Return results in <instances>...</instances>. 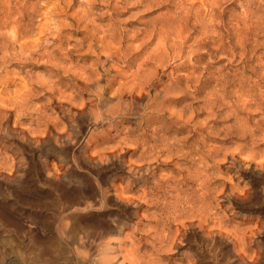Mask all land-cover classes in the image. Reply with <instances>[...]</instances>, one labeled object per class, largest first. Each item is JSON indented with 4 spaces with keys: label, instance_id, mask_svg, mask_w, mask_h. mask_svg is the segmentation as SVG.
Segmentation results:
<instances>
[{
    "label": "clouds",
    "instance_id": "clouds-1",
    "mask_svg": "<svg viewBox=\"0 0 264 264\" xmlns=\"http://www.w3.org/2000/svg\"><path fill=\"white\" fill-rule=\"evenodd\" d=\"M63 2L68 7L72 0ZM111 2L78 0L77 18L91 25L90 33L108 40L115 34L119 40L139 13L114 19L107 10ZM211 2L215 7V0ZM138 3L125 0L127 7ZM220 3L232 6L233 27L264 28V0ZM37 4L41 10L60 6L59 0ZM49 19L39 49L18 42L0 46V71L26 61L29 53L52 58L48 48L56 50L59 29L70 25L61 15ZM34 33L32 29L28 34ZM110 51L100 47L105 60L93 52V75L82 89H74V106L83 107L72 111L61 106L64 120L46 137L43 130L51 123L45 111L48 97L43 108L34 102L18 109L17 115L24 117L19 128L0 121V145H7L16 158L0 173V264H236L235 250H225L233 243L229 237L194 223L177 238L176 227L195 217L211 228L225 212H237L236 206L264 205V114L233 133L241 137L239 152L235 143L231 149L212 151L199 140L189 144L183 126L162 104L167 94L136 99L124 89L115 90L112 69L119 60ZM25 74L34 84L45 79L40 71L26 69ZM57 75L49 71L47 78L54 83ZM233 127L240 129L241 123ZM110 129L118 131L108 150L96 152L88 146L86 137ZM133 146L138 149L135 160L125 155ZM0 159H7V153ZM132 191L138 195L125 196Z\"/></svg>",
    "mask_w": 264,
    "mask_h": 264
},
{
    "label": "rangeland",
    "instance_id": "rangeland-1",
    "mask_svg": "<svg viewBox=\"0 0 264 264\" xmlns=\"http://www.w3.org/2000/svg\"><path fill=\"white\" fill-rule=\"evenodd\" d=\"M158 1L159 3H157ZM164 1L140 0V3L134 7H127L125 0H119L118 3L117 0H112L107 5V10L112 18L123 20L133 12H138L139 17L127 23L119 40L114 36L113 42L109 40V44H106L107 37H104L103 34L93 35L94 32L90 33L91 25L77 18L78 0H72L68 7L64 6L63 0H59V8L52 4L49 7H44L43 10L37 4V0H0V46H8L9 42H18L39 49L46 29L52 23L50 17L61 15L70 25V27L59 29L60 36L57 38L59 43L56 50L52 51L50 47L48 48V51L51 52V59L36 53H29L26 61L16 62L10 65L7 70L0 71V106L7 108V111H3V113L9 117V122L5 124L16 125L17 122V128H19L24 117L17 115L18 109H27L34 102H41L43 108L45 107L43 101L45 97H48V107L45 111L51 123L43 130L42 135L46 137L53 131V125L64 120L61 106L64 108L82 107V105L74 106L75 98L71 94L75 96L74 89L79 87L75 84L76 79L69 75H81L89 65L96 66H93L94 57H92V50L89 49L90 45L96 44L95 48L98 52L101 46L109 47L112 43L111 46L114 48L111 46L110 48L114 49L113 52L118 50L125 57L122 62L119 61L113 65L112 71L117 74L115 90L120 87V83H125L132 76V72L143 62L151 63L143 68H153L156 65L166 73H169L173 66L184 64L189 70L180 69L172 78L190 74L193 69L196 72L195 76L201 77V83L207 82V84L204 86L203 92L198 94L197 88L200 87L193 85L198 81L192 82L193 84L186 81L178 82L176 87L184 89L183 94L180 93L181 96L179 94V97L183 98L181 103L172 104L169 107L171 111L180 110L187 103H194L198 107L202 105L206 97H211L215 101L220 98L216 102H211L213 103L212 107L214 106L212 115L208 117L202 115L195 119L188 129L183 130L184 136H193L190 143L199 140L207 145L209 151L219 148L231 149L235 143V150L239 152L241 137L234 136L233 133L242 131L245 123L252 126L254 122H259L261 115L264 114V95H262L264 94V35L261 34L264 32V28L258 24L233 27L229 21V8L232 6L224 7L220 0H215V7L212 6L211 0ZM170 3H175L178 7ZM113 6H115V11H113ZM40 16L44 17V22L39 21ZM108 18L106 15L104 20H108ZM97 22L99 23V20ZM37 23H39L38 28H36ZM180 28L182 30L178 31L183 32L182 36L177 31ZM32 29H35V33L28 34ZM77 41H80L83 46L75 47ZM118 44L121 45L120 49ZM116 47H118L117 50ZM136 53L138 54L137 60L134 62L136 65L125 64L129 56L132 57ZM149 54L151 55L148 56ZM187 59L189 60L187 61ZM26 69L44 73L45 79L39 84H34L25 74ZM49 71L59 74L55 77L54 83L47 78ZM169 83L170 80L165 78L162 87L164 88ZM127 87L128 85L125 84L124 88ZM213 93H216V98ZM54 96L56 99H53ZM5 98H12L11 100L17 103L9 104V101L4 103L2 99ZM256 104H259V108ZM10 110L13 112H9ZM190 114V112L187 113L186 117ZM206 118L211 120L209 127L204 125ZM18 119L21 121L18 122ZM238 122L241 123L240 129L233 127ZM25 127L27 126L25 125ZM125 129L129 130L127 125H125ZM114 130L116 134L118 129ZM111 136L113 137V129ZM110 141L111 139L98 144L89 141V137H86L88 146L96 152L103 151L105 148L108 150ZM5 152L7 159H0V173L7 168L9 160L16 159L7 145H0V154ZM131 152L126 150L125 155L131 156L135 160L138 151ZM228 158L231 159L230 156ZM124 194L129 199L138 195L134 191ZM246 195L251 198L252 194L246 193ZM223 206L222 203L221 208ZM236 207L237 212H225L224 216L219 218L211 228L195 217L192 220L181 222L176 227L177 238L183 235V231L191 224H200L206 231L221 233L233 241L225 250H235L236 264H264V205L253 204L250 207ZM141 216L147 221V212H143Z\"/></svg>",
    "mask_w": 264,
    "mask_h": 264
},
{
    "label": "bare ground",
    "instance_id": "bare-ground-1",
    "mask_svg": "<svg viewBox=\"0 0 264 264\" xmlns=\"http://www.w3.org/2000/svg\"><path fill=\"white\" fill-rule=\"evenodd\" d=\"M142 1V0H141ZM155 1V0H154ZM166 2L168 1V0H165ZM164 1V2H165ZM169 2V1H168ZM175 3H176V1H174ZM157 3H159V1L157 2ZM175 3L174 4H172V3H170V4H172V5H175ZM161 5V4H160ZM181 5V4H180ZM162 6V5H161ZM170 6V5H169ZM176 7H178L177 5H175ZM183 15H185V14H183ZM187 15H188V13H187ZM186 17H188V16H186ZM173 19V18H172ZM171 19V20H172ZM172 22H175V21H172ZM171 23V22H170ZM176 24V23H175ZM179 24V23H178ZM147 30V29H146ZM178 30H182L181 28L180 29H177V31ZM206 30H207V28H206ZM211 30V29H210ZM145 31V30H144ZM165 31V30H164ZM208 31H209V29H208ZM148 32H149V30H148ZM154 32V31H153ZM179 32V31H178ZM181 32V31H180ZM179 32V33H180ZM179 33H178V36H179ZM183 33V32H182ZM182 33H180V35L182 36ZM93 35H96V33H94ZM145 35V34H144ZM115 36V35H114ZM99 37V36H98ZM98 37H97V40H98ZM105 37V36H104ZM152 37V36H151ZM92 38V37H91ZM93 38H94V36H93ZM101 38V37H100ZM99 38V39H100ZM123 38V37H122ZM116 39V38H115ZM102 40V39H101ZM101 40H99V41H101ZM106 41H107V38L105 39ZM114 40V39H113ZM153 40V39H152ZM98 41V42H99ZM104 41V40H103ZM111 41H112V39H111ZM126 41V40H125ZM97 42V41H96ZM113 42V41H112ZM120 42V41H119ZM129 42V41H128ZM152 42V41H151ZM111 43V42H110ZM116 43V42H115ZM147 43V42H146ZM100 44V43H99ZM104 44H105V42H104ZM106 44H109V40L106 42ZM112 44V43H111ZM111 44H110V46H111ZM120 44V43H119ZM118 44V47L120 46L121 47V45H119ZM130 44V43H129ZM128 44V45H129ZM142 44V43H141ZM149 44V43H148ZM115 45V44H114ZM131 45V44H130ZM146 45V44H145ZM95 46H96V44H93V45H90V47H89V49L90 50H92L91 52H96V54L97 55H99V51L97 52V48H95ZM105 46H107V45H104L103 47H105ZM110 46L108 47V48H110ZM126 46H127V44H126ZM142 46H144V45H142ZM112 48H114L113 46H111ZM118 47H116L115 49L117 50V48ZM120 47H119V49H120ZM128 47V46H127ZM112 48H110L111 49V51L108 53L109 55H113V53H114V55H113V58L114 59H117V60H119V61H123V59L125 58L123 55H122V53L120 54L119 52H118V50L117 51H115V52H113V50L114 49H112ZM133 48V47H132ZM143 48V47H142ZM145 48V47H144ZM126 50H127V48H126ZM160 50V49H159ZM171 50V49H170ZM127 51H129V50H127ZM144 51V50H143ZM163 51H164V49H163ZM173 52V51H172ZM131 53H133V52H131ZM129 54V53H128ZM127 54V55H128ZM90 55V54H89ZM132 55V54H131ZM139 55H141V54H139ZM151 54H149L148 56H150ZM154 55H156V54H154ZM129 56V55H128ZM128 56H127V58H128ZM138 56V54L136 53V54H134V55H132V57L131 56H129V58L127 59V63H126V61H125V64H127L128 66H132V65H136V63L134 64V62H135V60H137L136 59V57ZM147 56V57H148ZM153 56V55H152ZM164 56H165V54H164ZM180 56V55H179ZM189 56V55H188ZM92 57H94V63H93V66L94 65H96V56H92ZM146 57V58H147ZM146 58H145V60H146ZM150 59H151V57H149ZM159 58V57H158ZM158 58H156V59H158ZM177 58V57H176ZM175 58V59H176ZM99 59L100 60H105L106 59V57L105 56H103V55H99ZM162 60H163V58H161ZM167 59H169V58H167ZM166 59V60H167ZM191 59V58H190ZM148 60V59H147ZM158 60H160V59H158ZM189 59H187V61H188ZM151 62L152 61H154V60H150ZM167 61H169V60H167ZM166 62V61H165ZM185 62H186V60H185ZM190 62H191V60H190ZM157 63V62H156ZM155 63V64H156ZM169 63V62H168ZM149 64H151V63H149V62H143L142 64H139L140 66L139 67H137V69L134 71V72H132V76L130 77V78H128L127 79V81L125 82V83H120V87L116 90L117 92L118 91H120L121 89H124L125 90V94L126 95H131L132 97H134V98H136V99H141V98H146V97H148V96H152V95H157V96H163V95H165V94H167V99H165L163 102H162V104H163V106L164 107H167L169 110H170V106L172 105V104H174V105H177V104H179V103H181L182 102V98L183 97H179V94L180 93H182L183 94V91H184V89H179L178 87H176V84L178 83V82H181V81H186V82H188V83H192V82H194V81H198V83L196 82V84H193V85H195V87H200L199 89L197 88V90H198V94L199 93H201V92H203L202 90H203V88H204V86H206V84H207V82H205V83H201V77H199V76H195V71L192 69V71L190 72V74H182V75H179V76H176V78H172V76L178 71V70H180V69H184V70H189V68L188 67H186L184 64H182V65H178V66H173L172 67V69H171V71L169 72V73H166L165 72V70H161V69H159L158 67H156V65H154V67L153 68H147V67H145V68H143L145 65L146 66H148ZM158 64V63H157ZM165 64V63H164ZM152 66V65H151ZM160 66V68H161V65H159ZM165 66H166V64H165ZM170 66H171V64H170ZM84 67V66H83ZM96 67V66H95ZM171 68V67H170ZM166 69H168V68H166ZM85 72L83 73V74H78V75H75V74H72V75H69V76H72L73 78H75L76 80H75V84L80 88V89H82L83 87H84V83H85V80H88V79H90L91 78V76L93 75V73H92V69L91 68H87L86 70H84ZM97 71H98V69H97ZM117 78V77H116ZM114 79L113 80V86L116 84V82H117V79ZM165 78H167V79H169L170 80V83L168 84V85H166V86H164V88L162 87L164 84H163V81H164V79ZM177 79V80H176ZM139 82V83H138ZM128 85V87L127 88H124V85ZM219 84V83H218ZM189 87V86H188ZM72 88V87H71ZM181 88V87H180ZM188 89V88H187ZM186 90V89H185ZM179 91V92H178ZM28 92V91H27ZM74 92V91H73ZM28 94V93H27ZM30 94V93H29ZM214 94V96H215V94L216 93H213ZM19 95V94H18ZM26 95V94H25ZM74 95H75V93H74ZM71 96L72 97H74V98H76V95L75 96H73V94H71ZM180 96H181V94H180ZM207 96V95H206ZM221 96V95H220ZM29 97V96H28ZM215 98H216V96H215ZM217 98H219L218 96H217ZM12 98H10V99H2L3 101H4V103H7L8 101L10 102L9 104H12V103H17V102H15V101H12L11 100ZM184 100V99H183ZM212 100H214V101H212ZM217 100H220V98L219 99H217ZM216 100V101H217ZM215 101V99H213V98H208V97H206L205 98V100L202 102V105H199L198 107H196V105L194 104V103H187V104H184L183 106H182V108L179 110V109H177L176 111H171V114H172V116L177 120V121H179V123L183 126L182 127V131L184 130V129H188L189 128V125L192 123V122H194L195 121V119H197V118H199L200 116H202V115H206V117H208V116H210V115H212V112L214 111V106L212 107V105L211 104H213V103H211V102H216ZM216 104H218V103H216ZM247 104V103H246ZM250 104H252V103H250ZM223 105V104H222ZM225 105V104H224ZM257 105V104H256ZM186 106H189V107H186ZM245 106V105H244ZM259 106V104L257 105V107ZM82 107H83V105H82ZM81 107V108H82ZM246 107V106H245ZM247 107H249L248 105H247ZM259 108V107H258ZM16 109V108H15ZM15 109H13V110H15ZM77 110V108H75V107H72V111H76ZM3 111H7V108H3L2 106H0V121H3L4 123H8L9 122V117L6 115V113H3ZM9 112H13V111H9ZM191 113L190 114V116H188V117H186V114L187 113ZM232 115V114H231ZM234 115H236V114H234ZM20 117V116H19ZM231 117V116H230ZM235 117V116H234ZM229 118V117H228ZM22 119V118H21ZM21 119H18V122H19V120L21 121ZM208 118H206V122L204 123V125H205V127H209V125H210V121L211 120H207ZM238 119V118H237ZM16 127H17V122H16ZM131 129H129V131H130ZM111 131H112V129H110V130H108L107 132H105L104 134H102V135H99V136H94V137H89V141H94L95 143H98V144H101V143H105V142H108L111 138H112V136H111ZM114 129H113V136H115L116 134L114 133ZM229 134V133H228ZM185 138H186V140H187V142L189 143V144H191L190 142V140L193 138V136H185ZM106 149L107 148H105L103 151H106ZM128 150V152H131V151H138V149L137 148H135L134 146L133 147H131V148H129V149H127ZM100 152H102V150L100 151ZM132 153V152H131ZM196 221V220H195ZM253 261V260H252Z\"/></svg>",
    "mask_w": 264,
    "mask_h": 264
}]
</instances>
